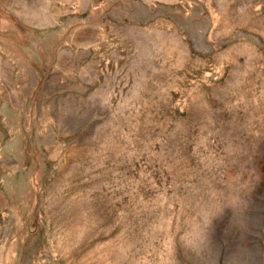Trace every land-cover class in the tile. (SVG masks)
Wrapping results in <instances>:
<instances>
[{"label":"rangeland","instance_id":"1","mask_svg":"<svg viewBox=\"0 0 264 264\" xmlns=\"http://www.w3.org/2000/svg\"><path fill=\"white\" fill-rule=\"evenodd\" d=\"M0 264H264V0H0Z\"/></svg>","mask_w":264,"mask_h":264}]
</instances>
